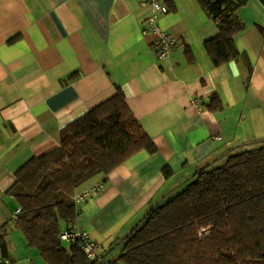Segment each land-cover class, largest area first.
I'll list each match as a JSON object with an SVG mask.
<instances>
[{
    "label": "crops",
    "instance_id": "0c3cea01",
    "mask_svg": "<svg viewBox=\"0 0 264 264\" xmlns=\"http://www.w3.org/2000/svg\"><path fill=\"white\" fill-rule=\"evenodd\" d=\"M142 1L0 0V234L7 231L8 245L0 257L10 264H50L11 221L20 205L7 191L18 169L59 146L64 127L119 89L157 150H140L80 189L105 183L104 193L78 203L73 231H88L107 259H121L122 240L188 178L264 139V3L239 9L248 81L243 59L213 63L205 41L219 24L199 0H166L159 24L178 45L159 61L157 35L144 32L152 9ZM215 94L222 108L210 107Z\"/></svg>",
    "mask_w": 264,
    "mask_h": 264
},
{
    "label": "trees",
    "instance_id": "16d2710c",
    "mask_svg": "<svg viewBox=\"0 0 264 264\" xmlns=\"http://www.w3.org/2000/svg\"><path fill=\"white\" fill-rule=\"evenodd\" d=\"M249 1L199 0L219 24L220 33L205 41L213 63L243 59L248 81L253 66L237 38L246 26L239 9ZM214 100L211 108L223 107L217 94ZM248 145L223 164L202 168L153 206L122 240L121 259L128 264H264V139ZM142 149L155 152L157 145L119 89L64 127L59 146L18 169L7 191L22 207L16 226L50 264H98L80 240L67 243L61 232L73 230L78 219L80 189ZM6 234H0L5 251Z\"/></svg>",
    "mask_w": 264,
    "mask_h": 264
},
{
    "label": "built area",
    "instance_id": "2783aa9c",
    "mask_svg": "<svg viewBox=\"0 0 264 264\" xmlns=\"http://www.w3.org/2000/svg\"><path fill=\"white\" fill-rule=\"evenodd\" d=\"M143 4L151 6V13L145 19L146 24L144 32L154 33L157 35V40L155 41V49L157 52V58L159 61L163 62L169 59L171 51L178 45V39L169 31L163 29L159 24L160 15L162 13H167L170 10L169 4L166 0H143ZM193 103L200 109H206V105L200 103L198 99H194ZM221 136H217L220 138ZM105 183L104 181H98L92 186L88 187L84 191L80 192L76 196V201L78 203L84 202L93 196L104 193ZM22 212V207H19L15 212L14 217L11 219L14 222L15 217ZM61 237L63 240L70 242L80 240L82 243V248L86 252L87 256L98 264H123L122 260L107 259L105 256L104 246L99 241L92 238L88 231H73V230H63L61 232ZM0 262L5 264H10L12 261L9 258L0 257Z\"/></svg>",
    "mask_w": 264,
    "mask_h": 264
}]
</instances>
